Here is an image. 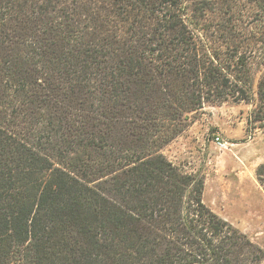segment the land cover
Masks as SVG:
<instances>
[{"label":"trees","instance_id":"1","mask_svg":"<svg viewBox=\"0 0 264 264\" xmlns=\"http://www.w3.org/2000/svg\"><path fill=\"white\" fill-rule=\"evenodd\" d=\"M227 100L264 123V0H0V264H260L162 153Z\"/></svg>","mask_w":264,"mask_h":264},{"label":"rangeland","instance_id":"2","mask_svg":"<svg viewBox=\"0 0 264 264\" xmlns=\"http://www.w3.org/2000/svg\"><path fill=\"white\" fill-rule=\"evenodd\" d=\"M252 109L245 101L206 104L162 153L182 170L204 176V203L264 251V123L249 124ZM217 134L225 147L214 142Z\"/></svg>","mask_w":264,"mask_h":264},{"label":"built area","instance_id":"3","mask_svg":"<svg viewBox=\"0 0 264 264\" xmlns=\"http://www.w3.org/2000/svg\"><path fill=\"white\" fill-rule=\"evenodd\" d=\"M214 142L218 144L220 147H225V142L222 140L220 134L214 136Z\"/></svg>","mask_w":264,"mask_h":264}]
</instances>
